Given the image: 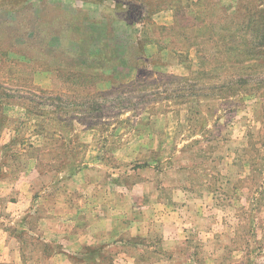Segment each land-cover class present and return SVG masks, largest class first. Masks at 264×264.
I'll use <instances>...</instances> for the list:
<instances>
[{"label":"rangeland","instance_id":"374dc122","mask_svg":"<svg viewBox=\"0 0 264 264\" xmlns=\"http://www.w3.org/2000/svg\"><path fill=\"white\" fill-rule=\"evenodd\" d=\"M263 42L264 0H0V264H264Z\"/></svg>","mask_w":264,"mask_h":264},{"label":"trees","instance_id":"16d2710c","mask_svg":"<svg viewBox=\"0 0 264 264\" xmlns=\"http://www.w3.org/2000/svg\"><path fill=\"white\" fill-rule=\"evenodd\" d=\"M251 27H252V26H248L249 29H250ZM244 28H245V27H243V29H241V30H244ZM249 29H248V30H249ZM251 30H254V28L252 27ZM244 32H246V31L244 30ZM244 39H246V37H245ZM235 40H236V38L233 37L232 41H235ZM251 43H252V42H251ZM254 45L256 46L255 43H254ZM254 45H253V46H254ZM260 45H262V47H263V46H264V42L261 43ZM253 46H252V49H253ZM252 49H251V50H252ZM249 50H250V49H249ZM250 52H251V51H249V53H248L249 55L258 56V55H255V54H253V53H250ZM227 60L230 61V59H227ZM245 61H246V60H245Z\"/></svg>","mask_w":264,"mask_h":264}]
</instances>
